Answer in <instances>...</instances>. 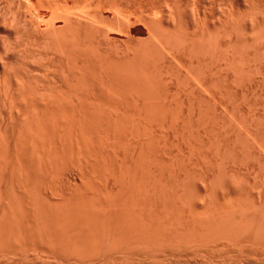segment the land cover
<instances>
[{
    "label": "bare ground",
    "instance_id": "obj_1",
    "mask_svg": "<svg viewBox=\"0 0 264 264\" xmlns=\"http://www.w3.org/2000/svg\"><path fill=\"white\" fill-rule=\"evenodd\" d=\"M0 34V264H264V0H0Z\"/></svg>",
    "mask_w": 264,
    "mask_h": 264
},
{
    "label": "rangeland",
    "instance_id": "obj_2",
    "mask_svg": "<svg viewBox=\"0 0 264 264\" xmlns=\"http://www.w3.org/2000/svg\"><path fill=\"white\" fill-rule=\"evenodd\" d=\"M3 0H1V2H2ZM4 5V4H3ZM107 11H103V13H104V16H106V17H108V18H110L109 16H110V14L109 13H106ZM109 15V16H108ZM57 25H59V24H57ZM142 31V30H141ZM136 32V31H133V32H131V36H132V39H133V41H136L137 42V40L138 41H142V40H146L148 37H147V34H146V32H144V31H142V32ZM139 33V34H138ZM0 36L2 37H0V41H5L4 39L6 38H4V34L2 35V34H0ZM108 37H109V39H111V40H114L115 42H117L118 44L121 42L122 43V41L124 40L125 41V38L124 37H122V36H117V35H113V33L112 32H109L108 33ZM4 38V39H3ZM134 38H135V40H134ZM120 40V41H119ZM119 48V47H118ZM35 49V48H34ZM35 50H37V51H32V53H33V56L34 57H37V59H39L40 57V50L39 49H35ZM120 50V49H119ZM38 53V54H37ZM29 57V56H28ZM21 62V61H20ZM19 62V63H20ZM22 62H23V59H22ZM18 63L15 67H14V69L15 70H17L19 73L20 72H22V71H25V72H32L34 75H35V78L34 79H36V80H34V82L37 84V85H40V83L41 82H38V81H41V77H42V74H43V70H41V67L39 66V65H36L35 64V66L33 65H30V66H25V67H23L24 66V62L23 63ZM55 63V62H54ZM53 63V64H54ZM40 68H39V67ZM54 66V65H53ZM19 67H20V69H19ZM23 67V68H22ZM29 68H32V69H29ZM34 68V69H33ZM22 69V70H21ZM25 69H27V70H25ZM39 69V70H38ZM54 69V68H53ZM41 70V71H40ZM50 70H52V68L51 69H49V77L51 76L52 77V80H53V82H56V76L54 75V74H56V73H53L52 71H50ZM36 71V72H35ZM52 73V74H51ZM41 76V77H40ZM40 77V78H39ZM39 79V80H38Z\"/></svg>",
    "mask_w": 264,
    "mask_h": 264
}]
</instances>
